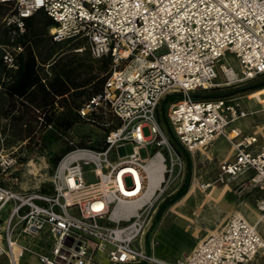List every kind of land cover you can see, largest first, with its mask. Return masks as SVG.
<instances>
[{
    "label": "built area",
    "instance_id": "obj_1",
    "mask_svg": "<svg viewBox=\"0 0 264 264\" xmlns=\"http://www.w3.org/2000/svg\"><path fill=\"white\" fill-rule=\"evenodd\" d=\"M5 3L12 4L2 18L14 27L12 42L25 31V19L42 10L54 22V42L80 40L92 59L110 58L102 90L80 114L100 108L118 121L115 126L104 123L109 130L102 150L76 147L67 152L49 177L47 191L17 190L9 184L18 158L0 150L5 242L0 239V256L5 264H19L17 227L33 238L48 231L49 253L24 248L42 264H248L264 250V238L239 213L182 260L167 262L142 247L151 210L179 158L158 121L159 105L168 95L178 97L170 103L167 119L188 151L206 148L221 135L232 140L227 126L247 115L240 103L227 96L195 100L193 93L264 75V0H0ZM22 49L20 44L2 46L7 67L15 66ZM227 53L240 73L222 62ZM216 68L224 76L221 82L215 81ZM255 141L246 137L232 142L234 159L220 165L217 181L230 183L251 171L248 187L264 190V148L247 150ZM127 144L130 153L124 149ZM141 148L153 152L142 158ZM156 161L164 162L162 179L149 194L146 166ZM86 165L95 177L92 182L84 179ZM244 187L246 183H236L239 194ZM256 205L264 213V196Z\"/></svg>",
    "mask_w": 264,
    "mask_h": 264
},
{
    "label": "trees",
    "instance_id": "obj_2",
    "mask_svg": "<svg viewBox=\"0 0 264 264\" xmlns=\"http://www.w3.org/2000/svg\"><path fill=\"white\" fill-rule=\"evenodd\" d=\"M39 11L31 15L27 22L26 37L22 42L4 44H20L23 47L15 58V70H9L3 62L4 45L0 46V75L3 73L8 78L6 81H0L3 87V91H0V143L4 148H8L28 142L38 152H47L50 164L56 167L59 160L74 147L102 150L109 128L105 127L102 118H91L92 123L101 126L100 140L89 142V136H79L77 141L73 140V137H76V125L81 118V104L74 98V95L78 96L80 93L73 92L81 84L76 81V66H73L75 60L72 57L76 55L73 54L74 49L80 46L77 47L78 43H74L69 48H63L67 42L51 43L46 28L54 26V22L45 19L43 13L38 15ZM98 62L106 69L110 65V58L104 57ZM95 77L97 78L92 74L87 78L88 84L94 82L88 98L102 90L107 78ZM257 85V89L264 87V81H259ZM225 96L227 95L214 93V89L193 93L195 100H211ZM177 98L168 95L162 102H171ZM160 113L159 111V118ZM117 124L118 121L115 125ZM32 164L36 165L34 162ZM185 191L186 186H183L172 200L183 195Z\"/></svg>",
    "mask_w": 264,
    "mask_h": 264
},
{
    "label": "crops",
    "instance_id": "obj_3",
    "mask_svg": "<svg viewBox=\"0 0 264 264\" xmlns=\"http://www.w3.org/2000/svg\"><path fill=\"white\" fill-rule=\"evenodd\" d=\"M11 11L12 4H0V46L9 42L12 43L11 38L14 27L6 26L2 21V18ZM40 13H43L45 19L51 20L44 11L40 10L38 15ZM30 17L25 19V31L16 34L13 42H22L25 39L26 26ZM52 26L46 28L50 42L60 43L54 42L51 38L50 30ZM8 69L15 70L14 67ZM6 76L2 73L0 81L8 80ZM261 78H264V75L257 79L261 81ZM0 91H3L1 85ZM241 99V108L247 115L230 122L227 126L226 133L232 140L221 135L216 137L206 148L194 151L195 170L199 168L202 171L205 166L204 172H199V174H196V172L194 174L185 195L172 206L174 219L154 231L153 240L156 241V244L151 245L149 241L146 246L143 243L142 247L147 253L167 262H176L184 259L209 234L219 231L233 213L241 214L249 223L254 224L253 220L248 216L250 212H253L250 207L259 211L256 203L264 196V190L249 188L240 194L234 191L236 183L248 180L252 172L249 171L230 183L220 182L216 179L220 165L234 159L235 149L232 142H238L246 137H255L256 141L248 146L247 150L257 152L264 148V87L246 93ZM215 179L216 181L210 183L211 186L205 191H202L198 185L192 191H189L194 180L201 184ZM15 189L22 190L19 187H15ZM48 189L49 186L41 190L47 191ZM258 232L264 238V229L258 230ZM161 237L162 239H160ZM14 238L20 245L17 249L19 264H42L35 253L29 252L24 248L30 247L36 253H49L51 238L46 229L36 238H33L22 234L20 228L17 227ZM0 239L4 244L1 229ZM190 239H192V243L188 244L187 242ZM5 262V257L1 255L0 264H5ZM248 264H264V250Z\"/></svg>",
    "mask_w": 264,
    "mask_h": 264
},
{
    "label": "rangeland",
    "instance_id": "obj_4",
    "mask_svg": "<svg viewBox=\"0 0 264 264\" xmlns=\"http://www.w3.org/2000/svg\"><path fill=\"white\" fill-rule=\"evenodd\" d=\"M67 42L63 48H69L72 44L78 43L79 48L74 49L76 54L75 56H70L74 58L75 64L73 66L75 67L74 74L76 75V81L81 84L79 88L74 89V94L79 92L78 96L74 95V98L77 100L76 102L80 105L79 113L83 105L91 99L88 98V93L90 90L93 89L94 82L87 83L90 75H96L97 78H100L101 76H108L110 73V65L108 68L104 69L101 66V62H98L100 59L95 60L92 59L91 56L88 54L87 50L84 49L83 45L84 43L80 40L74 41V40H68L63 41ZM61 43V42H60ZM81 49V51H79ZM222 62L229 64L233 67L234 71L237 73H240V68L237 63V61L234 59V57L227 53L225 58L222 60ZM217 78L216 82H221L224 80V76L219 70V68H216ZM94 78V79H95ZM95 79V80H96ZM262 81H264V78H261ZM260 79L256 80L254 79L251 81L246 82H240L236 84H232L229 86H221L214 88V93L216 94H225L227 97L235 98L241 105V98L243 95H245L248 92H251L254 89H257L258 83ZM174 96V95H173ZM165 99V98H164ZM163 99V100H164ZM162 100V101H163ZM172 102V101H171ZM170 101H164L161 102L158 108L157 117L159 111L161 112L160 118L158 117V121L160 122L161 127L167 134L170 142L171 148L174 150V152L178 155L177 162H175L174 170L169 178V181L167 185L164 188L163 193L158 196L156 202L154 203V206L152 208L151 212V219L149 221L145 236H144V242L146 246L149 244L155 245L156 241L153 240V233L156 229H159L167 222H170L174 219L172 214V206L179 201V199L185 195L189 188L190 181L194 174H199V172H204L205 166L202 168V171L197 168L195 170V163H194V151H188L186 150L176 139L174 136V133L172 131V128L170 127V124L168 123L167 119V113L170 106ZM81 118L80 121L77 123V128L75 129V136L73 137L74 141H77L79 136H89L90 140L89 142H92V140H100V134L101 132V126H99L97 123H92L91 120L102 118V121L104 123L108 122L111 126H115L117 123L116 118H114L111 114L105 115L100 108L95 109L91 112V114L82 116L80 114ZM92 118V119H91ZM42 123V122H41ZM102 125V124H101ZM103 128V127H102ZM144 134L147 135L148 131L147 129H144ZM1 142V141H0ZM76 148V147H74ZM125 151L126 153L132 152V146L130 144L125 145ZM0 150H5L6 152H13V154L18 158V164L13 168L12 178L14 179L9 180V184H13L14 187H19L22 190H34L36 188L44 189L45 187L49 186V177L51 176L52 172L54 171L55 167H52L48 160L47 152H38L35 147L30 145L28 142H22L19 145H15L13 147L4 148V146L0 143ZM153 152V149L146 150L144 148H141L139 150V154L142 158H147L151 153ZM35 163L36 166L39 168V172L37 176L32 175L30 173V170L32 166L30 164ZM169 163V161L167 162ZM199 167V166H198ZM91 167L86 165L83 166V172H84V179L87 182H92L95 180V177L93 173L90 171ZM217 179V178H216ZM215 180H209L207 183H212ZM126 183L128 185L131 184V180L128 178L126 180ZM244 183H246L247 187H244L243 191L251 188L248 187V180H245ZM205 183L198 184L196 180L193 181L189 191H192L197 185H203ZM186 186V191L183 195L176 198L175 200H172V198L177 194V192L183 187ZM211 186V185H210ZM209 186V187H210ZM209 187L204 188L207 190ZM201 190L203 188H200ZM235 192H237V188L235 186L234 188ZM188 191V192H189ZM257 204V203H256ZM163 206V208H162ZM250 207V206H249ZM254 208L250 207V210H253ZM261 213V212H260ZM5 214V213H4ZM264 215V213H261ZM3 215V213H2ZM4 216V215H3ZM257 225V230L264 229V218H262ZM163 236V235H162ZM150 239V240H149ZM162 239V237L160 238ZM154 242V243H153ZM189 243H192V239L189 240ZM255 259V258H254Z\"/></svg>",
    "mask_w": 264,
    "mask_h": 264
},
{
    "label": "bare ground",
    "instance_id": "obj_5",
    "mask_svg": "<svg viewBox=\"0 0 264 264\" xmlns=\"http://www.w3.org/2000/svg\"><path fill=\"white\" fill-rule=\"evenodd\" d=\"M79 51H81V49H79ZM230 67L234 71L233 67L232 66H230ZM30 165L32 166L30 173H32V175H34V176H37L38 172H39V168L34 164H30ZM146 169H147L148 176H149L148 193L152 194L155 187L158 185L159 181L162 179V171L164 169V162H161V161L150 162L149 164H147ZM139 187L140 186L138 184V188ZM199 187L203 188L202 191H205V189L202 185H199ZM133 194H135V193H133ZM261 213L259 211H253V212H250L248 214L249 218L251 220H253V223H254L253 225H255L256 228H257L256 224L259 223V221H261L262 218H264V215H262Z\"/></svg>",
    "mask_w": 264,
    "mask_h": 264
}]
</instances>
